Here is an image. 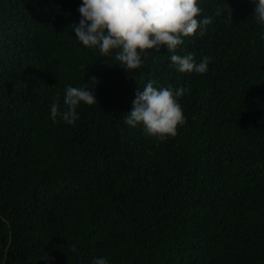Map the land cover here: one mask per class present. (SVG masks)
Wrapping results in <instances>:
<instances>
[{
	"label": "trees",
	"instance_id": "trees-1",
	"mask_svg": "<svg viewBox=\"0 0 264 264\" xmlns=\"http://www.w3.org/2000/svg\"><path fill=\"white\" fill-rule=\"evenodd\" d=\"M81 0H0V264H264V40L251 0H199L211 16L175 51L129 72L72 31ZM231 15V16H230ZM97 102L49 117L67 84ZM188 85L185 120L157 141L123 117L135 92Z\"/></svg>",
	"mask_w": 264,
	"mask_h": 264
},
{
	"label": "clouds",
	"instance_id": "clouds-1",
	"mask_svg": "<svg viewBox=\"0 0 264 264\" xmlns=\"http://www.w3.org/2000/svg\"><path fill=\"white\" fill-rule=\"evenodd\" d=\"M254 18L261 26L259 37L264 40V0H251ZM78 22L72 23V31L83 46L96 49L101 54L113 52L122 68L137 69L146 49L156 50L163 45L169 52V60L180 72L204 73L208 70V56L199 62L191 52L179 54L175 49L185 35L202 34L211 16H200L199 0H81L77 7ZM231 16V15H230ZM92 86L84 80L79 86L67 84L62 97L63 109L57 99L49 105V117H57L71 124L79 116L77 106L83 102L96 103L95 76L89 77ZM188 85L154 86L152 80L144 83L134 95L132 107L123 119L130 126H141L142 131L160 141L175 136L177 126L185 117L179 102ZM90 264H110L104 255L93 256Z\"/></svg>",
	"mask_w": 264,
	"mask_h": 264
}]
</instances>
